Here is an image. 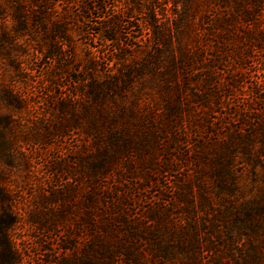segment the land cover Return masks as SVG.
Returning a JSON list of instances; mask_svg holds the SVG:
<instances>
[{
	"label": "trees",
	"instance_id": "obj_1",
	"mask_svg": "<svg viewBox=\"0 0 264 264\" xmlns=\"http://www.w3.org/2000/svg\"><path fill=\"white\" fill-rule=\"evenodd\" d=\"M124 1V7L129 5L135 11L142 12L144 7L141 23L148 25L149 31L155 35L160 25L155 15L158 1L148 0L145 4L137 0ZM195 1L196 8L201 10L212 0ZM221 1L226 9H229L228 3L232 4L236 14H219L212 21L209 33L216 35L215 26H220L223 29L221 35H224L231 28L230 24L236 23L245 28L241 34L247 43L261 47V32L255 19L264 0ZM119 12L128 14V10ZM188 13L190 7L186 4L181 15ZM111 19H117V15L113 13ZM227 22L228 26L224 27ZM19 23L23 26L22 22ZM181 23L182 19L178 24ZM195 25L187 22L184 30L181 25H175L180 56H170L171 75H179V79L176 77L170 83L165 80L167 77H163V110L159 116L141 109L145 105L133 91L130 107L118 102L114 75L102 81L93 77L90 82L89 93L95 101L107 99L110 105L106 107L82 104L79 111L74 112L77 110L73 109L74 104L78 101L75 94L60 96L59 99L51 95L45 100L46 109H50L55 118L54 129L60 135L76 126L91 132L93 138L91 143L85 142L77 149L78 174L74 181L79 186L67 192L52 193V199H45L46 204L61 200L62 205L57 212L51 210L44 222L36 215H29L27 219L38 231L53 233L58 232L56 228H66L72 214L76 217L73 227L82 233L83 244L79 248L74 247L72 239L75 235L68 232L71 239L68 236L64 238L59 252L44 249L41 264H264L263 227L254 225L264 218V108L251 103L259 101L264 105V85L256 82L251 87L249 102L236 101V113H230L236 116L233 119L225 120L224 116L212 118L214 109L208 105L209 101L217 104L221 95L231 98L242 87L243 78L230 72L229 79L215 81L218 73L215 74L212 69L208 76L190 81L185 69L193 70L198 58V53L189 46V43L198 41L199 29ZM183 33L189 43H183ZM56 52V48L50 46L44 56L58 61ZM234 54L241 61L239 51ZM229 57L235 59L232 55ZM49 76L53 78L54 72L50 71ZM191 82L199 88L187 92ZM212 82L216 84L213 89L209 87ZM0 98L6 100L7 106L12 109L21 108L26 100L19 89L6 83H0ZM59 110L71 112V120L61 122ZM0 116L7 122L12 114L0 110ZM122 119L133 121V126L144 130L136 143L131 144V137H123L118 131L119 128L123 131ZM119 122L121 126L117 127ZM50 134L48 129L41 132L38 128L31 133L29 141L44 146ZM192 135L193 140H188L187 137ZM90 145L91 149H88ZM11 146L9 140L0 142V153L6 160L11 157ZM162 168L166 169L164 173L173 172L177 177L170 185L171 190H168L169 199L158 197V203L149 205L140 214L131 212L129 201L139 190L138 179L142 182L149 180V174L156 175ZM54 172L57 173V170ZM248 173L250 179L247 185L255 192L247 198L242 196L241 201L229 202L237 223L235 229L230 228L222 234L213 213L209 218L204 211L221 205L226 195L238 197L241 194L240 178ZM107 174L113 184L105 181L109 178ZM129 181L132 183L127 186ZM192 182H195L194 185ZM10 194L8 185L0 184V264H19L21 260L10 234L11 226L20 220ZM75 194L78 198L72 212L66 202L69 203ZM212 195L217 198L216 203ZM166 204L171 209L165 208ZM200 211H203V216L198 213ZM241 236L247 240L246 247L238 245ZM40 262L33 261L34 264Z\"/></svg>",
	"mask_w": 264,
	"mask_h": 264
},
{
	"label": "rangeland",
	"instance_id": "obj_2",
	"mask_svg": "<svg viewBox=\"0 0 264 264\" xmlns=\"http://www.w3.org/2000/svg\"><path fill=\"white\" fill-rule=\"evenodd\" d=\"M137 1L145 4L148 0ZM157 1L159 7L155 9V15L160 25L156 28L157 33L153 35L149 26L141 23L144 7L143 13L135 11L129 5L124 7V0H0V83L14 85L26 99L21 108L12 109L7 106L6 100L0 98V110L12 114L7 122L0 116V142L9 140L12 145V150L11 147L9 149L11 159H4L0 153V184L8 185L17 217L20 219L10 229L15 248L21 256L19 264H34L33 261L39 263L45 254L44 249L59 252L64 238L68 236L71 239L68 232L75 235L72 239L74 247L79 248L83 244L82 233L73 227L76 217L72 214L66 228H56L58 232L53 233L38 231L27 221L29 215H36L44 222L51 210L57 212L58 207L62 205L61 200H57L59 204H46L45 199H52V193L77 188L78 184L74 181L78 174L77 149L85 142L91 143L93 138L91 132L76 126L61 135L55 131L53 112L47 110L45 104V100L51 95H54V99H59L60 96L75 94L78 101L74 104L73 109H77L74 112L79 111L82 104L106 107L110 105L107 99L95 101L89 93L90 82L93 77L102 81L114 75L117 80L115 98L118 102L130 107L132 95H139L141 104L145 105L141 109L159 116L163 110L161 86L164 78L167 77L165 80L170 83L176 77L179 79V75H171L170 56H180L175 25H181L184 30L187 22H193L199 29L196 42L199 45L186 41L185 33L181 36L183 43H189L198 53L194 69H185L190 81L208 76L213 70L215 74L218 73L215 81L219 78L229 79L230 72L243 78L242 87L235 91L231 98L227 99L228 96L221 95L217 104L209 101L208 105L214 109L212 118L219 119L224 116L225 120L233 119L236 116L230 113L236 111V101L240 99L249 102L251 87L256 82L264 85V3L255 19L262 38L261 47L257 48L245 41L241 34L245 28H240L236 23L230 24L229 35L228 32L221 35L223 29L220 26H215L216 35L209 33V30H212V21L219 14H236L230 3L227 4L229 9H226L221 0H212L200 10L196 8L195 0ZM186 4L190 7V13L182 16V8ZM127 10L128 14L119 12ZM113 13L117 15L115 20L111 19ZM181 19L183 23L178 24ZM19 22H22L23 26ZM228 23L224 27H227ZM50 46L56 48L58 61L51 60V56L50 59L44 56ZM237 51L241 55V61H238L240 58L236 59L237 55L234 53ZM231 55L235 59L228 58ZM50 71L54 72L53 78L49 76ZM214 86L216 87L214 82L209 85L211 89ZM196 88L199 86L191 82L186 90L192 92ZM251 103L255 104V107L264 108L259 101ZM70 115L68 110L58 111L61 122L64 119L70 121ZM121 121L124 125L121 126L119 122L116 126H121L123 131H120V128L118 131L123 137H131V144L136 143L137 137H140L144 130H141L140 126H133V121ZM38 128L41 132L48 129L51 133L44 146L29 141L31 133ZM193 137L188 136L187 139L193 140ZM88 149H91V145ZM157 158H160V155L157 154ZM51 168L57 170V173L51 171ZM165 170L162 168L156 175L149 174V180L142 182L138 179L136 184L139 190L129 201L132 204L131 212L140 214L149 205L158 203V197L169 199L168 190H171L170 185L172 186L177 177L173 172L164 173ZM106 176L108 178L109 174ZM249 179V173L240 178L241 194L238 197L226 195L222 198L224 200L221 205L204 211L209 218L213 213L222 234L230 228L235 229L234 225L237 223L236 216L230 211L229 202L231 204L236 199L241 201L242 196L247 198L255 192L247 185ZM105 181L114 183L110 177ZM114 181L117 183V179ZM131 183L132 181H129L127 186ZM193 183L195 182H192V185ZM78 194H75L69 203L66 202L72 212ZM211 197L216 203L217 198L214 195ZM165 208L171 209V206L166 204ZM202 212L198 213L203 216ZM263 220L264 218L258 220L254 225L263 227L261 230L264 232ZM249 225L252 226V223ZM257 229L260 231V228ZM239 239V247H246L245 236Z\"/></svg>",
	"mask_w": 264,
	"mask_h": 264
}]
</instances>
